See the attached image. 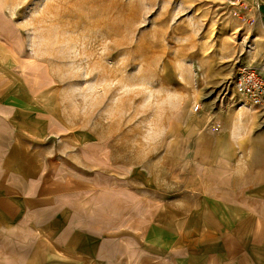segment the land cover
<instances>
[{"label": "crops", "instance_id": "0c3cea01", "mask_svg": "<svg viewBox=\"0 0 264 264\" xmlns=\"http://www.w3.org/2000/svg\"><path fill=\"white\" fill-rule=\"evenodd\" d=\"M256 2L244 58L262 66L264 0ZM211 80L194 89L154 164L138 166V185L123 190L127 209L138 193L140 224L122 238L113 234L115 191L100 189L95 161L83 164L93 142L34 135L26 120L38 104L19 97L34 90L0 88V264H264V110L227 87L205 102L220 85ZM67 146L80 152L71 155L77 168L90 166L72 183L51 174L68 159L52 152Z\"/></svg>", "mask_w": 264, "mask_h": 264}, {"label": "rangeland", "instance_id": "374dc122", "mask_svg": "<svg viewBox=\"0 0 264 264\" xmlns=\"http://www.w3.org/2000/svg\"><path fill=\"white\" fill-rule=\"evenodd\" d=\"M232 1L0 0V88L34 90L19 96L38 104L26 120L34 135L93 142V152L80 151L83 164L95 161L100 189L115 191L119 238L140 224L138 193L127 209L123 190L138 185V166L154 164L194 89L219 80L205 91V102L215 103L224 87L232 92L239 67L256 65L244 58L255 26L233 16ZM63 152H52L68 158L52 176L86 177L89 164L80 170L71 159L80 152Z\"/></svg>", "mask_w": 264, "mask_h": 264}, {"label": "built area", "instance_id": "2783aa9c", "mask_svg": "<svg viewBox=\"0 0 264 264\" xmlns=\"http://www.w3.org/2000/svg\"><path fill=\"white\" fill-rule=\"evenodd\" d=\"M230 7L233 16L244 19L248 27L253 28L257 24L259 5L256 0L251 5L246 0H233ZM229 86L247 106L264 110V67L254 64L239 67Z\"/></svg>", "mask_w": 264, "mask_h": 264}]
</instances>
